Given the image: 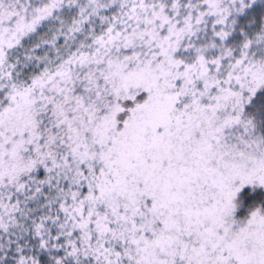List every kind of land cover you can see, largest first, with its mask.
I'll return each mask as SVG.
<instances>
[{"label": "snow or ice", "instance_id": "obj_1", "mask_svg": "<svg viewBox=\"0 0 264 264\" xmlns=\"http://www.w3.org/2000/svg\"><path fill=\"white\" fill-rule=\"evenodd\" d=\"M0 264H264V0H0Z\"/></svg>", "mask_w": 264, "mask_h": 264}]
</instances>
